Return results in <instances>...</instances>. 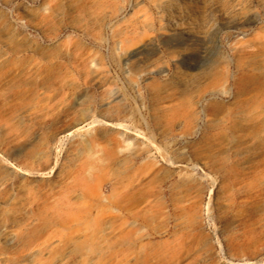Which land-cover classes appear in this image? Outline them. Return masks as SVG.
I'll return each mask as SVG.
<instances>
[{"label":"rangeland","instance_id":"374dc122","mask_svg":"<svg viewBox=\"0 0 264 264\" xmlns=\"http://www.w3.org/2000/svg\"><path fill=\"white\" fill-rule=\"evenodd\" d=\"M170 1L0 0V264H264V0Z\"/></svg>","mask_w":264,"mask_h":264},{"label":"bare ground","instance_id":"6f19581e","mask_svg":"<svg viewBox=\"0 0 264 264\" xmlns=\"http://www.w3.org/2000/svg\"><path fill=\"white\" fill-rule=\"evenodd\" d=\"M165 11V24L164 28L170 33H194L196 38L201 39L203 44H209V46L215 50H219V39L217 37V32L219 30V21L211 20V18H204L202 24L198 25L196 22L189 20L187 16H184V12H188V7L183 5L178 0H172L170 2L164 3L162 6ZM221 18L227 21H231L232 18L229 16L230 13L226 11H221L219 13ZM164 37V36H163ZM170 39V38H168ZM146 45L154 44L151 42H145ZM239 67H242L241 63H238ZM239 92L245 93L247 90L246 85L260 84V79L253 73H243L238 79Z\"/></svg>","mask_w":264,"mask_h":264}]
</instances>
